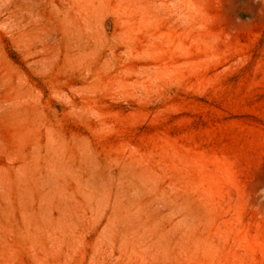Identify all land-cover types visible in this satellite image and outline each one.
<instances>
[{
	"label": "rangeland",
	"instance_id": "1",
	"mask_svg": "<svg viewBox=\"0 0 264 264\" xmlns=\"http://www.w3.org/2000/svg\"><path fill=\"white\" fill-rule=\"evenodd\" d=\"M0 264H264V0H0Z\"/></svg>",
	"mask_w": 264,
	"mask_h": 264
}]
</instances>
